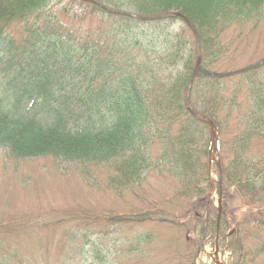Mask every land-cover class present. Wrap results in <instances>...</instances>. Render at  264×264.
Returning <instances> with one entry per match:
<instances>
[{
    "label": "trees",
    "instance_id": "trees-1",
    "mask_svg": "<svg viewBox=\"0 0 264 264\" xmlns=\"http://www.w3.org/2000/svg\"><path fill=\"white\" fill-rule=\"evenodd\" d=\"M96 1L140 15L179 11L197 29L202 60L190 106L218 131L224 264H264V58L235 64L225 38L232 28L257 26L264 0ZM194 63L195 36L180 17L144 22L82 0H0V146L18 159L48 157L58 167L78 164L84 175L106 174L118 192L134 190L151 171L165 173L177 191L172 199L189 203L184 213L157 199L89 217L100 221L96 236L80 223L59 240L55 262L42 264L147 259L165 227L174 249L159 264H195L215 235L217 209L210 130L184 105ZM1 247L0 264H33L31 252Z\"/></svg>",
    "mask_w": 264,
    "mask_h": 264
},
{
    "label": "rangeland",
    "instance_id": "rangeland-1",
    "mask_svg": "<svg viewBox=\"0 0 264 264\" xmlns=\"http://www.w3.org/2000/svg\"><path fill=\"white\" fill-rule=\"evenodd\" d=\"M13 34L18 33L14 31ZM225 38H230L233 42V49L236 51L233 57L235 64L240 66L248 61L264 58V16L255 27L247 24L228 30ZM77 166L78 164H64L58 167L47 157L18 159L0 146L1 250L14 248L15 251L31 252L29 255L33 256V264H42L43 259L54 263L59 240L70 232L69 229L81 223V230L85 227L96 236L100 221L91 224L87 221L89 217L103 218L104 215L123 213L124 210L144 206L157 199H162L168 209L181 205L182 213L188 209L187 201L172 199L177 191H173L174 180L165 173L151 171L134 190L118 192L109 186L112 184L111 180L113 181L111 177L105 184L106 174L101 177L98 172H89L87 176ZM208 173L213 181L210 199L217 209L219 175L215 164L212 163L210 169L208 168ZM221 194L223 195V189ZM222 201L223 199L221 214L226 215ZM214 213L217 217V210L214 209ZM113 228L116 233V226ZM165 229L166 238L158 239L162 246L155 244L150 257L123 259L119 264H159L174 249L171 244L175 240L173 232L171 228ZM124 231L128 232L126 226L123 227L122 234ZM102 233L103 230L100 231ZM215 235L204 245L195 264H216L215 260L219 261L217 264H224L228 260L230 253L220 246L215 257ZM35 240L38 241L36 248L30 243ZM42 240L48 242L44 248L39 242ZM167 242L170 244H163Z\"/></svg>",
    "mask_w": 264,
    "mask_h": 264
},
{
    "label": "water",
    "instance_id": "water-1",
    "mask_svg": "<svg viewBox=\"0 0 264 264\" xmlns=\"http://www.w3.org/2000/svg\"><path fill=\"white\" fill-rule=\"evenodd\" d=\"M85 1H88V2H91V3H94V4H97L99 6H102L101 4L97 3L96 1L94 0H85ZM107 11L109 12H113V13H119V14H126L128 16H131L133 18H136V19H139V20H144V21H150V20H157V19H162V18H166V17H174V16H180L182 17L186 22L187 24L189 25V27L191 28V30L193 31L194 35H195V38H196V46H197V49H196V62H195V65H194V68L192 70V73H191V76H190V79H189V82H188V86H187V89H186V93H185V105L187 107V109L198 119H201L203 121H205L210 130H211V143H210V161H215L217 166L220 167V163L218 161V159L216 158L215 156V152H217L218 150V138H217V134H216V128H215V125L213 123V121L204 116V115H201V114H198L194 111H192L189 107V94H190V89H191V85H192V81H193V77H194V74L200 64V61H201V53H200V42H199V37H198V33H197V30L196 28L192 25V23L187 19V17L177 11H166V12H163L159 15H155V16H142V15H138V14H129V13H122V12H119V11H116V10H111V9H108L106 8ZM219 172H220V180H219V188L221 187V171H220V168H219ZM221 195H219V198H218V214H217V221L219 220V217H220V214H221ZM218 226V225H217ZM215 255H217V245L215 246Z\"/></svg>",
    "mask_w": 264,
    "mask_h": 264
}]
</instances>
